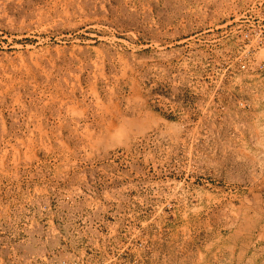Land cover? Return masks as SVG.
<instances>
[{
  "label": "rangeland",
  "instance_id": "obj_1",
  "mask_svg": "<svg viewBox=\"0 0 264 264\" xmlns=\"http://www.w3.org/2000/svg\"><path fill=\"white\" fill-rule=\"evenodd\" d=\"M0 264H264V0H0Z\"/></svg>",
  "mask_w": 264,
  "mask_h": 264
},
{
  "label": "bare ground",
  "instance_id": "obj_2",
  "mask_svg": "<svg viewBox=\"0 0 264 264\" xmlns=\"http://www.w3.org/2000/svg\"><path fill=\"white\" fill-rule=\"evenodd\" d=\"M107 129H108V128H107ZM107 129H106V130H107ZM115 129H116V128H115Z\"/></svg>",
  "mask_w": 264,
  "mask_h": 264
}]
</instances>
